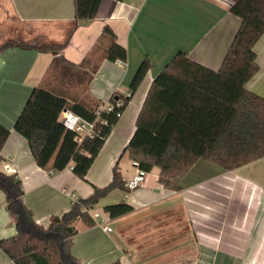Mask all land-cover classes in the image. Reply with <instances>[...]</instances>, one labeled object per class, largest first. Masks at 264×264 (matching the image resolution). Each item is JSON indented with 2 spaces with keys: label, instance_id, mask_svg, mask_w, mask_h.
<instances>
[{
  "label": "crops",
  "instance_id": "obj_1",
  "mask_svg": "<svg viewBox=\"0 0 264 264\" xmlns=\"http://www.w3.org/2000/svg\"><path fill=\"white\" fill-rule=\"evenodd\" d=\"M235 0H101L92 20L73 28V0H0V44L18 38L19 46L0 50V125L9 135L0 150V167L15 174L23 204L44 230L68 213L77 199L107 185L112 169L135 130V120L153 78L179 51L217 70L239 27L229 12ZM125 47V63L101 59L112 42ZM72 30V32H71ZM69 36V37H68ZM67 44L56 51L34 45ZM258 71L245 89L264 98V34L253 47ZM147 59L150 68L130 95L86 179L67 167L41 169L14 122L34 87L95 109L114 94L127 96L131 81ZM96 66L97 70L94 72ZM124 181L135 170L119 160ZM174 188L159 183L154 167L133 190H112L76 219L69 253L77 264H264V158L234 170L198 160ZM114 194V195H111ZM125 203L132 210L111 217L104 207ZM111 228L104 231L103 226ZM15 234L0 191V240ZM0 264H13L0 249Z\"/></svg>",
  "mask_w": 264,
  "mask_h": 264
},
{
  "label": "trees",
  "instance_id": "obj_2",
  "mask_svg": "<svg viewBox=\"0 0 264 264\" xmlns=\"http://www.w3.org/2000/svg\"><path fill=\"white\" fill-rule=\"evenodd\" d=\"M101 0H73L74 21L92 20ZM229 12L240 19L239 27L217 70L206 68L177 52L153 78L135 120V130L121 152L136 161L139 168L150 172L159 169V183L174 188L173 179L182 178L200 159L224 170H234L264 158V98L245 89L246 82L258 71L253 47L264 34V0H235ZM71 30V32H72ZM102 60L126 62L125 47L114 40ZM69 37V36H68ZM63 43L34 45L54 54ZM19 46V43L0 45ZM96 66L94 72L97 70ZM150 68L145 59L137 69L130 87L132 95ZM123 100L121 114L130 96L114 94ZM99 106V105H98ZM70 110L87 121L95 119V109L69 103L64 97L41 87H34L17 116L13 130L28 144L35 163L41 169L62 171L72 166L73 174L85 180L105 140L119 117L101 113L105 123L96 126L92 137L82 142L58 121L63 110ZM9 130L0 125V150ZM119 160L112 169L110 182L103 187L93 186V192L73 202L72 208L51 223L62 230H44L32 220L23 204V188L15 174L0 167V191L5 196V209L12 216L15 234L0 240V249L13 264H77L69 253L70 237L75 234L73 222L82 218L91 221L87 211L112 190H125ZM2 158L0 156V164ZM125 203L104 207L111 217L130 212ZM110 264H118L117 262Z\"/></svg>",
  "mask_w": 264,
  "mask_h": 264
},
{
  "label": "built area",
  "instance_id": "obj_3",
  "mask_svg": "<svg viewBox=\"0 0 264 264\" xmlns=\"http://www.w3.org/2000/svg\"><path fill=\"white\" fill-rule=\"evenodd\" d=\"M128 96H130V93H128L127 97ZM122 105L123 100L119 98H116L113 103L107 102L105 104H100L95 110V119L93 121H87L72 111L65 109L59 114L58 121L65 127V129L75 134L77 142H82L84 138L92 137L94 135L96 132V126L105 123L101 113H112L113 115L120 117V108ZM131 167L135 170V173L130 179L124 181V187L128 190L137 188L143 183L147 175L146 171L139 168L136 161H131ZM69 168L72 169V166L69 165ZM102 229L107 232L111 231V228L107 225L103 226Z\"/></svg>",
  "mask_w": 264,
  "mask_h": 264
},
{
  "label": "rangeland",
  "instance_id": "obj_4",
  "mask_svg": "<svg viewBox=\"0 0 264 264\" xmlns=\"http://www.w3.org/2000/svg\"><path fill=\"white\" fill-rule=\"evenodd\" d=\"M17 40H19L18 38H13L11 42H17ZM1 45V44H0ZM111 195H114V194H111Z\"/></svg>",
  "mask_w": 264,
  "mask_h": 264
}]
</instances>
